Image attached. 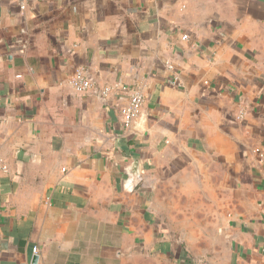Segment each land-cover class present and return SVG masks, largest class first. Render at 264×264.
I'll list each match as a JSON object with an SVG mask.
<instances>
[{
	"label": "crops",
	"instance_id": "obj_1",
	"mask_svg": "<svg viewBox=\"0 0 264 264\" xmlns=\"http://www.w3.org/2000/svg\"><path fill=\"white\" fill-rule=\"evenodd\" d=\"M0 264H264V0H0Z\"/></svg>",
	"mask_w": 264,
	"mask_h": 264
},
{
	"label": "built area",
	"instance_id": "obj_2",
	"mask_svg": "<svg viewBox=\"0 0 264 264\" xmlns=\"http://www.w3.org/2000/svg\"><path fill=\"white\" fill-rule=\"evenodd\" d=\"M181 40L189 42L190 36L182 34ZM165 67L168 72L175 73V67L172 62H167ZM71 84L75 91L80 95L96 94L101 99H109L112 96H119L127 102L121 107L123 124L126 128H131L143 116V110L146 103V97L140 88H130L124 85H104L96 84L83 69H78L71 77ZM171 84L177 88L182 86L181 82L175 76L171 79ZM34 253H38L35 248Z\"/></svg>",
	"mask_w": 264,
	"mask_h": 264
},
{
	"label": "water",
	"instance_id": "obj_3",
	"mask_svg": "<svg viewBox=\"0 0 264 264\" xmlns=\"http://www.w3.org/2000/svg\"><path fill=\"white\" fill-rule=\"evenodd\" d=\"M140 177L137 173H133V186H136L139 183Z\"/></svg>",
	"mask_w": 264,
	"mask_h": 264
}]
</instances>
